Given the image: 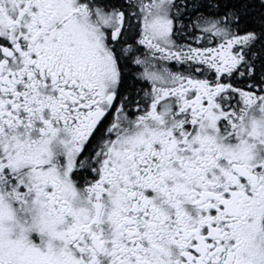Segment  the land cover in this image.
I'll return each mask as SVG.
<instances>
[{
  "label": "snow or ice",
  "instance_id": "snow-or-ice-1",
  "mask_svg": "<svg viewBox=\"0 0 264 264\" xmlns=\"http://www.w3.org/2000/svg\"><path fill=\"white\" fill-rule=\"evenodd\" d=\"M0 264H264V0H0Z\"/></svg>",
  "mask_w": 264,
  "mask_h": 264
}]
</instances>
